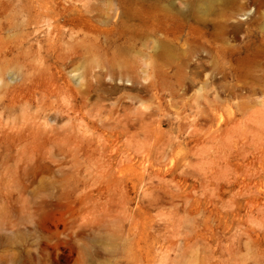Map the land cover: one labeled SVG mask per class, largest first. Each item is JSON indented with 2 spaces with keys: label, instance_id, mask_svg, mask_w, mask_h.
<instances>
[{
  "label": "rangeland",
  "instance_id": "1",
  "mask_svg": "<svg viewBox=\"0 0 264 264\" xmlns=\"http://www.w3.org/2000/svg\"><path fill=\"white\" fill-rule=\"evenodd\" d=\"M149 1L0 0V264H264V40L168 65Z\"/></svg>",
  "mask_w": 264,
  "mask_h": 264
},
{
  "label": "bare ground",
  "instance_id": "2",
  "mask_svg": "<svg viewBox=\"0 0 264 264\" xmlns=\"http://www.w3.org/2000/svg\"><path fill=\"white\" fill-rule=\"evenodd\" d=\"M163 1L165 2V6L163 7L164 14L163 19H161V27L155 26L153 20H151L148 35L160 37L159 43L164 47V56L168 65L173 64L176 60L180 66L188 65L190 62H199V55L206 54L207 48L215 49L217 53L224 54L221 55L220 59L222 63L224 56L235 58L243 54L254 55L256 48L263 44L262 40L264 39L261 38L260 34L264 33V26L262 30L260 27L261 32H259L256 29L247 31L241 26L228 27L229 25L226 26L225 23H219L224 29V33H222L224 35L220 37L219 42L211 43L203 37L197 38L192 35V32H187L184 33L186 34L185 44L180 45L179 40L183 36V30H192L196 26L212 27L214 22L210 20V17L216 11H222L232 0H181L179 2L180 7L174 8L173 12L169 9L171 6L169 0ZM149 4L151 8L159 5L156 0H150ZM159 32L161 34H158ZM227 35H232L233 37L245 35V41L241 45H231L225 37ZM156 48L152 46L153 50ZM207 76L211 78L212 74H208ZM8 137H11L13 141L7 142ZM17 139H19V130L15 131L13 128L0 129V147L9 148L11 144L15 145L14 141Z\"/></svg>",
  "mask_w": 264,
  "mask_h": 264
}]
</instances>
